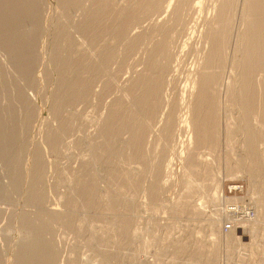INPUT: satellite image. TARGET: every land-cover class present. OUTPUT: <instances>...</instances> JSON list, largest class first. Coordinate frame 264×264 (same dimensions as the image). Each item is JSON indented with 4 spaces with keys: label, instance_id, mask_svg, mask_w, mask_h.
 Here are the masks:
<instances>
[{
    "label": "rangeland",
    "instance_id": "374dc122",
    "mask_svg": "<svg viewBox=\"0 0 264 264\" xmlns=\"http://www.w3.org/2000/svg\"><path fill=\"white\" fill-rule=\"evenodd\" d=\"M10 1L0 0V264H21L36 231L51 264H264V144L247 152V126L253 134L258 124L227 95L234 79L242 89V0L232 4L226 51L211 62L212 101L192 113L209 120L197 134L180 121L199 92L203 18L220 0L196 10L197 0H179V20L178 0L152 11L149 0ZM156 45L169 53L159 57ZM157 65L165 71L148 98L139 79ZM66 78L75 80L69 92ZM237 208L252 215L228 242L222 225H234Z\"/></svg>",
    "mask_w": 264,
    "mask_h": 264
},
{
    "label": "bare ground",
    "instance_id": "6f19581e",
    "mask_svg": "<svg viewBox=\"0 0 264 264\" xmlns=\"http://www.w3.org/2000/svg\"><path fill=\"white\" fill-rule=\"evenodd\" d=\"M7 1V0H6ZM9 1V0H8ZM12 1V0H11ZM10 1V3H11ZM16 1V0H15ZM29 1V0H28ZM70 1V0H69ZM79 0H77L78 2ZM102 1V0H101ZM101 1H99L101 3ZM149 7L148 8H151V11L152 10H158L159 8L161 9L160 7V2L161 0H149ZM176 1V0H175ZM187 1V0H186ZM196 1V0H195ZM237 0H220L219 4L216 5V12L215 14L213 15L212 18H210L208 15H206L202 21L203 23H205V29L203 31V35L201 36L204 40H206V43H207V51L205 52L204 56L201 58V64H198L200 65L199 66V70L196 72L198 75H199V80H198V76H197V80L195 79V81H193V85L196 84V88L198 89L199 92H197V94H195L194 96H191V97H194L193 98V101L191 100V102H189V104H186L187 106L185 108L186 109V113L188 112L189 115L185 114L183 117L184 119H182L180 122L182 123L181 127H192L193 130L195 131V133H202V132H205V126H203V124H206L205 122L207 120H205V122L200 118L198 119V121H195L194 118H195V113L192 114L193 112H196L201 109L202 107L206 106L207 104H209L212 100H211V97H212V90L210 87L213 86V84L215 83L216 81V75H214V73L216 72V69H215V65L212 64V59L214 58H220V56H223V54L225 53L226 51V48L228 47V44L229 43V36H230V29H229V24H230V18L232 17L231 15H233V13L231 12V9L232 7V4L234 2H236ZM1 2H3V0H1ZM5 2V1H4ZM3 2V3H4ZM18 2V1H16ZM77 2H73V3H76L78 4ZM104 5H105V1H103ZM181 2H183L181 0ZM180 2V3H181ZM188 2V1H187ZM202 0H197L195 3H193V7H191L190 10H193L195 9L196 7H200L199 5L201 4ZM15 3V2H14ZM13 2L11 4H14ZM28 3V2H27ZM32 3V2H31ZM72 3V4H73ZM179 3V0L176 2V4L174 3L173 5V12L172 14L173 15H176L177 17V20L180 19V16H177V12H178V9L179 8H182L185 6V4L182 6V7H179L180 5ZM6 4V3H5ZM9 4V3H8ZM19 4V3H18ZM22 4V3H21ZM35 4V3H33ZM102 4V3H101ZM100 4V5H101ZM173 2L171 3V0H169V2H167V5L166 7H170L172 6ZM183 4V3H181ZM15 5V4H14ZM17 5V4H16ZM27 5V4H26ZM30 5V4H28ZM32 5V4H31ZM99 5V6H100ZM236 5V4H235ZM102 6V5H101ZM189 6V5H188ZM1 7V6H0ZM10 7V6H9ZM22 7V6H21ZM97 7H98V3H97ZM179 7V8H178ZM2 8V7H1ZM7 8V7H6ZM28 8V7H27ZM29 8H31V6H29ZM33 8V7H32ZM103 6L102 7H98V11L95 10V14L97 15L98 12H100L102 10ZM146 8V7H145ZM12 9V8H11ZM16 9V8H15ZM18 9V7H17ZM167 9V8H166ZM24 10V9H23ZM30 10V9H29ZM32 10V9H31ZM34 10L36 11L35 9V6H34ZM184 10V9H183ZM196 10V9H195ZM8 11V10H7ZM16 10H14L15 12ZM18 11V10H17ZM145 11V10H144ZM180 13H181V10H179ZM10 12V11H9ZM20 12V9L18 11V14ZM22 13H24L23 11H21ZM26 12V11H25ZM34 12V11H33ZM97 12V13H96ZM156 12V11H155ZM13 13V12H12ZM35 13V12H34ZM91 13V12H90ZM159 13V12H158ZM164 13V12H163ZM189 13V12H188ZM240 20L243 21L244 23H246V28L243 30V32L241 33H237L236 34V42L237 41V36L240 35L241 37V41H242V50L240 53L243 54L242 56V66H241V71H240V82L242 84V89L238 90V87L236 88V84H237V79H234V86H230L227 90V95L228 97L230 98H233L237 97V99L240 100V102H238L239 104V109L242 111V114H243V118H248L249 115H253L254 118L253 120H255L257 122V126H258V129L256 130L255 133L251 134L250 133V130L247 126V129L248 131L246 132V135H247V145H246V149L247 152H249V154H253L255 153V149L256 147L260 146L261 144H264V0H242V8H241V12H240ZM25 14V13H24ZM30 14V13H29ZM33 14V13H31ZM122 14V13H121ZM36 15V14H35ZM91 14H89V17L93 18V16H90ZM92 15H93V12H92ZM181 15V14H180ZM3 16V15H2ZM15 16V15H14ZM13 16V17H14ZM34 16V15H33ZM158 16V15H157ZM36 17V16H35ZM119 17V16H118ZM175 17V18H176ZM16 18V16H15ZM129 18V17H128ZM174 18V19H175ZM18 19V18H17ZM34 19V17H33ZM156 19V18H155ZM159 19V18H158ZM157 19V20H158ZM173 19V20H174ZM10 20V19H9ZM21 20V19H20ZM121 20V19H120ZM177 20H174V21H177ZM22 21V20H21ZM1 22V21H0ZM14 22V21H13ZM19 22V21H18ZM92 22V20H91ZM95 22V21H94ZM201 22V21H200ZM90 23V22H89ZM93 24V23H92ZM157 24V23H156ZM14 25V24H13ZM10 24V26H13ZM91 25V24H90ZM129 25V23H128ZM182 25V24H181ZM201 25V24H200ZM2 26V22L0 23V27ZM9 26V25H8ZM94 26V25H93ZM156 26V25H155ZM199 26V25H198ZM3 27H4V23H3ZM163 27V26H162ZM201 27V26H200ZM9 28V27H8ZM89 28V27H88ZM181 28V27H180ZM4 30H6L5 28H3ZM3 30V31H4ZM24 30V29H23ZM126 30V29H125ZM159 30H162V29H159ZM183 30V29H182ZM7 31V30H6ZM9 31V30H8ZM11 31V30H10ZM20 31V30H19ZM18 31V32H19ZM26 30H24L25 32ZM121 31V30H120ZM35 32V31H33ZM32 32V33H33ZM20 33V32H19ZM26 33V32H25ZM36 33V32H35ZM124 33V32H122ZM9 34V33H8ZM8 34H5L6 37ZM30 34V33H29ZM17 35V34H16ZM127 35V34H126ZM25 36V35H24ZM9 37V35H8ZM11 37V36H10ZM29 37V35H28ZM128 37V36H127ZM13 38V37H12ZM30 38H31V35H30ZM34 38V37H32ZM126 38V37H125ZM129 38V37H128ZM133 38V37H132ZM137 38V37H136ZM11 39V38H10ZM35 39V38H34ZM134 39V38H133ZM132 39V40H133ZM202 39V40H203ZM228 39V40H227ZM8 40V39H7ZM16 40V39H15ZM18 40L19 37H18ZM136 40V39H135ZM138 40V39H137ZM10 41V40H9ZM12 41V40H11ZM15 42V41H14ZM164 42V41H163ZM11 43V42H9ZM25 43V42H24ZM72 43V42H71ZM161 43V41H160ZM205 43V42H204ZM14 44V43H13ZM159 44V42L157 43ZM165 44V43H164ZM166 45V44H165ZM158 48V52L159 54V57L162 56V53L165 51H167V49L165 48V46H162V45H156ZM155 46V50H157V47ZM167 46V45H166ZM170 46V45H169ZM168 47V46H167ZM154 47H152L153 49ZM31 49V48H30ZM58 49V48H57ZM26 50V48L24 47V45H20L19 48H18V51L22 54L24 53V51ZM151 50V49H150ZM148 51V50H147ZM153 51V54L155 55V52ZM15 52V51H14ZM13 52V53H14ZM26 52V51H25ZM150 52V51H149ZM164 52V53H165ZM157 53V52H156ZM167 53H169L167 51ZM166 53V54H167ZM152 54V52L150 53ZM12 55V54H11ZM28 55V54H27ZM157 55V56H158ZM15 56V55H14ZM59 56V55H58ZM62 56V55H61ZM105 56V55H104ZM150 56V55H149ZM167 56V55H166ZM202 56V55H201ZM29 57V56H28ZM101 57V56H100ZM153 57V56H152ZM154 58V57H153ZM29 59V58H28ZM61 59V58H60ZM69 59V58H68ZM67 59V60H68ZM198 59V58H197ZM16 60V59H15ZM21 60V59H20ZM55 60V59H54ZM150 60V59H149ZM152 60V58H151ZM200 60V59H198ZM161 61V60H160ZM197 61V60H196ZM61 62V61H60ZM151 63V62H150ZM200 63V62H199ZM22 64V63H21ZM30 64V63H29ZM65 62H62L61 65L57 66L58 70L62 71V69L65 67L64 66ZM150 65H153V62L150 64ZM149 65V67H150ZM155 65V64H154ZM194 65V63H193ZM205 65H206V68H205ZM235 65V64H233ZM166 66V65H165ZM17 67V66H16ZM152 67V66H151ZM155 67V66H153ZM167 67V66H166ZM23 68V67H22ZM157 69L153 72L154 74L151 75V77H147V76H142L143 78L139 79V82L140 84L143 86V89L145 90L143 93L145 95H148V98L150 95L152 94H155L156 93V88H158L156 85H159V83H161V81L159 80L161 78V75H163V72L165 71L164 70V66L162 65H157L156 67ZM155 69V68H154ZM193 69V68H192ZM153 70V68H152ZM58 71V72H59ZM151 71V70H150ZM192 72V71H191ZM195 72V71H194ZM27 73V72H26ZM25 73V74H26ZM62 73V72H61ZM193 73V72H192ZM191 75V74H190ZM254 75H260V78L257 79V83L254 85L252 83L251 80H253V78L255 77ZM60 76V75H59ZM63 76V75H62ZM150 76V75H149ZM140 77V76H139ZM64 78V77H63ZM75 79V78H74ZM73 79V80H74ZM59 80V79H58ZM141 80V81H140ZM75 81V80H74ZM74 81L72 80H68L66 78V81L65 79L63 80V82H61V85L65 86L66 89L68 88V86H70ZM158 81V83H157ZM160 81V82H159ZM236 81V82H235ZM137 82V84L139 83ZM136 83V82H135ZM236 83V84H235ZM79 84V83H78ZM77 84V85H78ZM135 84V86L137 85ZM140 85V86H141ZM154 85V86H153ZM74 86V85H73ZM64 87V88H65ZM72 87V86H71ZM193 87V86H191ZM247 87H257V89L255 88H251L249 90H247L246 88ZM70 88V87H69ZM68 88V89H69ZM134 88V87H133ZM160 88V87H159ZM67 89V91H68ZM137 89V88H136ZM76 90V89H75ZM141 90V89H140ZM186 90V89H185ZM238 90V91H237ZM65 91V90H64ZM69 92V91H68ZM190 92V91H189ZM77 93V92H76ZM82 93V92H80ZM144 94H141L142 95V98L144 97L143 95ZM58 95V94H57ZM78 95V94H77ZM81 95V94H80ZM158 95V94H157ZM189 95V93H188ZM76 96V94H75ZM205 96V97H204ZM74 97V96H73ZM133 97V96H132ZM146 97V96H145ZM62 98V97H61ZM60 98V99H61ZM80 98V97H79ZM141 98V96H140ZM139 98V99H140ZM153 98V97H152ZM151 98V100H152ZM157 99V98H156ZM159 99V98H158ZM146 100V99H145ZM211 100V101H210ZM138 101V100H137ZM156 101V100H155ZM180 101H184V98L181 97L180 98ZM133 102V101H132ZM151 102V101H150ZM186 102V103H188ZM137 103V102H136ZM159 103V102H158ZM134 104V103H132ZM185 105V102L183 103ZM139 105V104H138ZM142 105V104H141ZM207 107V106H206ZM133 108V106H132ZM136 108V107H134ZM144 108V107H143ZM191 109V112L189 111ZM133 110V109H132ZM131 110V111H132ZM136 110V109H135ZM158 110V109H157ZM130 112V111H129ZM128 112V113H129ZM127 113V114H128ZM198 113V112H197ZM196 113V114H197ZM125 114V113H124ZM134 114V113H133ZM150 114V113H149ZM191 114V115H190ZM206 114V113H205ZM123 115V114H122ZM130 115V113H129ZM124 116V115H123ZM210 116V115H209ZM213 116V114H212ZM210 116V117H212ZM132 117V116H130ZM129 117V118H130ZM167 119L165 121H167V125H169V120L171 118V115H168L166 116ZM197 117V116H196ZM129 118H126V115H125V118L121 117V124L124 125V126H128L130 128V119ZM134 117H132L133 119ZM131 119V120H132ZM149 119V118H148ZM213 119V118H212ZM112 119H110L109 121H111ZM136 120V119H135ZM203 122H202V121ZM211 120V119H210ZM133 121V120H132ZM209 121V120H208ZM207 121V122H208ZM146 122V121H145ZM171 122V121H170ZM173 122V121H172ZM107 123V122H106ZM120 123V122H119ZM147 123V122H146ZM162 124V123H161ZM177 123H175L176 125ZM143 125V124H142ZM166 125V126H167ZM180 125V123L178 124ZM208 125V124H206ZM4 124L3 123H0V132H2V129L4 130ZM149 127V126H148ZM162 127V126H161ZM165 127V126H164ZM163 127V128H164ZM170 127V125L168 126ZM166 128V132L169 128ZM190 127V128H191ZM207 127V126H206ZM114 128V127H113ZM122 128V126H121ZM134 128V126H133ZM160 128V127H159ZM115 129V128H114ZM131 129V128H130ZM142 129V128H141ZM144 129V128H143ZM165 129V128H164ZM125 130V128H124ZM129 131V129H127ZM139 130V129H138ZM208 130V129H206ZM164 132V131H163ZM165 132V133H166ZM169 132V131H168ZM140 133V132H139ZM173 133V132H172ZM194 133V132H193ZM164 134V133H163ZM194 135V134H193ZM201 135V134H200ZM4 136V135H3ZM138 136V134H137ZM200 137V136H199ZM1 138V137H0ZM47 138V137H46ZM49 138V137H48ZM101 138V137H100ZM201 138V137H200ZM205 138V136H204ZM212 138V137H211ZM52 139V138H51ZM213 139V138H212ZM50 140V139H49ZM48 140V142H49ZM53 140V139H52ZM138 140V139H137ZM202 140V138H201ZM206 140V139H204ZM7 142V141H5ZM203 142V141H202ZM210 142V140H209ZM213 143V142H212ZM210 143V144H212ZM258 145V146H257ZM5 146H8L7 143H3L1 145V147H5ZM107 146V145H106ZM262 146V145H261ZM255 147V149H254ZM4 149V148H3ZM254 151H253V150ZM264 151V150H263ZM4 152V151H3ZM106 152V151H105ZM1 154V152H0ZM4 154V153H3ZM252 158V157H251ZM38 159V158H37ZM250 159V158H249ZM255 158H253L254 160ZM252 160V161H253ZM256 162V160H254ZM252 164V163H251ZM34 172V171H33ZM207 175V174H206ZM39 176V174H38ZM37 178V177H36ZM36 178L34 180H36ZM33 180V179H32ZM35 182V181H33ZM220 183V180L217 181V183L214 185V190L212 191V194H211V199H215V196L217 197V191H219L217 188H218V185ZM90 186L92 185H88L89 188H91ZM87 187V185L85 186ZM211 192V191H210ZM38 194V193H37ZM38 196V195H37ZM42 196V195H41ZM35 197V196H34ZM32 197V199L34 198ZM39 197V196H38ZM38 199V198H36ZM40 199V198H39ZM51 200V199H50ZM217 200V199H216ZM228 200V199H227ZM39 201V200H37ZM232 210V209H230ZM235 210V209H233ZM237 211H232V213H235L233 214L234 217L236 218L237 216H240L239 214H247V212H245V210H241L240 208H237L236 209ZM238 210H240V212H238ZM227 212L229 210H226ZM225 214V213H224ZM54 215V214H53ZM52 215V216H53ZM56 216V215H55ZM249 217V216H247ZM247 217H242V218H246V219H235V220H232V223L235 225H232L230 226V228H228L226 231H230L231 233L226 235V240L229 242L231 239L233 240H238L239 239V236L235 235V230L237 227H242V224H245V222H248L250 221L249 218ZM247 220V221H246ZM238 226H237V225ZM256 222H253L252 221V224L250 223V226H249V229H248V232L252 235L251 233V229H254L256 228ZM31 229V228H30ZM232 229V230H231ZM242 230V229H241ZM238 231V230H236ZM34 232V231H33ZM241 235L243 234L242 231L239 232ZM31 235L29 236L30 240L28 242H25L26 244H23L22 248L20 247V258L21 260H23V262H21V264H51V260H52V253H51V250L50 248L45 244V242H43L40 238V233H38L36 231V233H30ZM26 238H27V235H26ZM27 240V239H26ZM225 238H224V241H226ZM238 254L241 253L240 251H238ZM244 252V251H243Z\"/></svg>",
    "mask_w": 264,
    "mask_h": 264
},
{
    "label": "built area",
    "instance_id": "2783aa9c",
    "mask_svg": "<svg viewBox=\"0 0 264 264\" xmlns=\"http://www.w3.org/2000/svg\"><path fill=\"white\" fill-rule=\"evenodd\" d=\"M247 213H248V211L247 210H245ZM252 213V212H251ZM251 213H248V214H239L240 216H237L236 217V219H244V218H242V217H247V216H250V215H252ZM230 222V221H229ZM228 222H225L223 225H222V230L223 231H226L228 228H230V226L232 225V224H227Z\"/></svg>",
    "mask_w": 264,
    "mask_h": 264
}]
</instances>
